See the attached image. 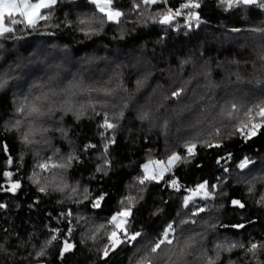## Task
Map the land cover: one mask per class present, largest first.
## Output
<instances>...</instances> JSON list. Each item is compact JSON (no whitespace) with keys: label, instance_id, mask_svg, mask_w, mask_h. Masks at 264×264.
I'll use <instances>...</instances> for the list:
<instances>
[{"label":"trees","instance_id":"obj_1","mask_svg":"<svg viewBox=\"0 0 264 264\" xmlns=\"http://www.w3.org/2000/svg\"><path fill=\"white\" fill-rule=\"evenodd\" d=\"M182 2L183 0H168V5L179 6ZM199 2L201 7L196 11L200 13L202 22L199 27L191 29L184 26L182 18L176 21L178 30L151 21L143 24L122 19L119 26L105 23L99 34L85 37L74 30L75 24L72 28H66L63 24L60 28H46L45 22L41 21L36 31H18L16 35L22 39L5 42L4 48L0 49V72L11 70L22 60L27 66L23 70L16 69L15 73L10 71V74L18 75L0 89V184L7 186L2 173L7 170L6 158L9 154L13 158L11 171L14 177H19L22 181V187L15 194L0 191V203L7 205L6 209H0V238L7 235L11 245L10 252L16 253L15 256L0 255V264H29V261L35 264L32 257L25 259L31 246L20 247L19 241L27 242L31 236L32 242L39 246L53 227H58L61 230L58 235L75 244V248L65 253L61 260L60 241H54L44 258L47 264H104L98 250L106 242L105 229L110 227L106 221L127 205L126 200L123 205L120 203L123 197H136L133 214L129 218V231H142L150 238L160 230L165 219H179L178 213L183 216L188 211L183 207V197L188 194L189 189H195L198 183L205 180L209 185L218 186L214 200L209 202V208L200 217L209 224L216 223V228H207L200 217L197 218L196 225L183 227L205 233L204 244L209 254L216 239L223 240L227 237L243 242H247L249 238L264 239V207L256 203L264 195V185L258 182L250 193L243 183L249 175L264 174V127L249 139L239 135L224 139L220 148L208 149L198 145L197 153L194 158H190L189 163H177L159 182L149 180L141 186L136 179L144 174L142 166L149 158L164 160L173 151L185 155L184 141L192 138L196 132L202 133L198 138L207 139V133L212 127H220V136H227L233 130V122L221 120L216 115L220 107L227 108L233 102L251 106L264 99V72L261 71L262 62L257 57V52L264 49V31L254 30L264 29V10L254 6H234L226 10L217 0ZM69 3L72 5L69 19H74L77 12H92V6L87 0H64L57 6L54 18L58 17L63 21L65 13L69 11ZM116 3L126 12L131 7V0H116ZM164 7L157 4L149 10L155 12ZM44 11L47 10H42ZM93 26L99 27L98 24ZM121 27L124 29L123 37L120 35ZM234 29L239 31H233ZM49 32L54 35H45ZM42 44L46 55L41 54ZM53 49L70 53L75 62L67 66L59 56L52 53ZM36 55L40 56L43 63L37 60L34 64H27V59H35ZM182 61L187 62L181 63ZM77 62L85 63L81 75L75 73L78 71ZM56 65L60 67L57 68ZM203 66L208 70L207 79L202 71ZM95 71L104 72L98 78L94 75ZM237 71L241 76L239 81L235 75ZM33 73L40 75L38 80H33V84L42 83L49 75L58 73L59 77H55L53 83L60 86L66 85L74 76L81 77L85 84L95 87H113L117 83L122 86L111 96L97 92L78 94L74 98L77 101H85L91 95L108 103L104 107L96 105L99 115L94 114L91 109H87L79 120L71 113L64 115L62 123L67 129L66 139L59 133L49 132L51 139L47 144L41 142L25 146L19 139V133L14 129L5 131V125L18 116L15 108L22 98L30 91L33 94L38 91L31 88L32 84L27 86L32 81L29 80ZM148 73L150 75H146ZM138 79H143L139 87L136 83ZM23 82L24 90L18 91L16 86ZM209 84L213 86H207ZM181 87L184 88L181 96L172 98L170 93ZM166 96L168 99H165ZM200 96L204 97L203 101L199 99ZM240 98L245 100L240 102ZM125 103L127 107H123ZM201 104L207 106L206 115L201 117L203 125L192 129L190 121L197 117L196 110ZM185 105H189L190 110L182 112ZM121 108L124 116L119 118L114 130L106 131L100 127L105 111L108 112L110 121L116 123L113 113ZM143 110H148L150 117L142 121L138 118V113ZM172 115L177 120L171 121ZM23 129L24 125L21 130ZM180 131L185 133L178 135ZM101 132L104 133L103 137ZM107 137L115 141L109 144L107 151L111 166L103 164V144ZM5 143L8 145V153L2 150ZM84 145L95 147L84 151ZM70 152L79 155L80 162L74 161L73 166L67 170L68 182L78 184V191L87 188L90 193L88 199H81L79 204L74 203L75 197L68 200L64 194L51 189L47 194L41 193L28 179L37 160L51 156L56 162ZM229 152L232 154L231 159L226 156ZM21 154L22 161L18 159ZM245 156L255 162V168L250 174L247 170L241 171L236 167ZM221 157L224 159L220 160V164L228 167V173H223L221 166L216 163ZM97 165L106 168L107 175L97 172ZM35 170L41 173V177L47 175L50 179L53 175L58 177L64 172L63 169L51 166L47 173L38 168ZM220 176L226 179L218 183L216 178ZM171 178L178 180L179 190L166 183ZM140 187L144 188L143 193L138 192ZM221 192L224 194H220ZM100 193L106 195L100 207L94 209L90 201ZM232 199L240 200L245 207H234ZM195 201L198 204L205 203L200 198ZM192 206L190 201L189 208ZM156 208L160 211L153 215ZM69 209L73 212L71 236H67L66 219L59 215L61 211ZM77 216L86 217L97 224L105 223V229L97 233L95 241L87 240L82 243L84 221L79 226L76 225ZM249 220H255L256 223L249 224ZM236 223H245V228L230 227ZM221 224L225 227H221ZM146 243L147 238H138L132 245H121L114 253H110L108 264H133L144 251L143 245ZM239 256V250L231 253L234 260ZM225 259L226 256L222 257L219 264H224ZM260 259L264 261V254H261ZM189 260L192 261L193 257H189ZM237 264H243V261L237 260Z\"/></svg>","mask_w":264,"mask_h":264},{"label":"snow or ice","instance_id":"obj_2","mask_svg":"<svg viewBox=\"0 0 264 264\" xmlns=\"http://www.w3.org/2000/svg\"><path fill=\"white\" fill-rule=\"evenodd\" d=\"M64 0H0V49L4 48V44L8 40L22 39V37L17 36L16 33L22 32L27 33L30 31H36L40 22L44 21V27L60 28L63 24L66 28H72L75 24V31L82 33L85 37L92 34H99L103 29L105 23H111L119 26L121 20L125 19L129 22L136 21L137 23L147 24L149 21L153 23H158L159 25L167 26L168 28H173V30H178L176 25L177 18H182L184 20V26L188 29L194 26L199 27L202 22L201 15L196 9L201 7L199 0H183L179 6H169L168 0H131V7L127 12L120 6L117 5L116 0H87V3L92 6V12H77L74 19H69L68 17L72 15V5L69 3V11L65 13V18L61 21L58 17L53 16L57 6L63 3ZM218 4L225 6L226 10L234 6H245V7H256L264 10V0H217ZM162 4L165 7L163 9H157L155 12H151L149 9L151 6ZM79 7V6H77ZM42 10H47L42 12ZM100 14V15H97ZM14 17H19L14 18ZM195 22V24L193 23ZM94 24H98L99 27H94ZM19 25L20 27H17ZM259 31H264V29H254ZM233 31H239L234 29ZM45 35H54V33L49 32ZM120 35L123 37L124 29L120 28ZM44 45L40 46L41 54L46 55L44 50ZM31 55V54H30ZM258 59L261 63V71L264 72V49L257 52ZM40 60V56L36 55L35 59H27V64H34ZM187 61H182L181 63H186ZM27 65L22 60L16 63L14 68L11 70H5L0 72V89H3L10 80L16 78L18 73L15 75L10 74L15 73L16 69L23 70ZM57 68L60 65H56ZM202 71L207 79V67L203 66ZM56 75H49L47 80L44 82H37L31 85V88H35L34 94L30 93L25 95L21 100L20 104L15 108L18 116L5 125V131H12L13 129L19 133V139L21 143L25 146L34 143H45L47 144L51 137L48 136L49 132H56L63 138H67V129L64 127L62 121L64 115L71 113L76 120H79L85 115L87 109L99 115L97 112L96 105L100 104L101 107L107 105V101L99 100L93 98L91 95L88 96L85 101H77L74 99L78 94L83 93H101L104 96H111L116 92L118 87H121V83H117L113 87L100 86L95 87L92 85L85 84L83 79H78L75 76L72 80L68 81L66 85L60 86L53 83ZM150 75V73L146 74ZM237 81L241 79L239 72L235 73ZM146 78V77H145ZM137 86H141L143 79L137 80ZM209 87L213 86L211 84L207 85ZM184 92V88H176L170 93L172 98H179L181 93ZM165 99H168L166 96ZM199 99L203 101L204 97L200 96ZM177 103L179 100L177 99ZM123 107H127L125 103ZM206 105H199L197 108V117L193 121V126L201 122L200 118L206 115L205 109ZM190 110L189 105H185L181 111ZM216 115L220 117L221 120H227L232 123V131L225 137H221V128L212 127L211 131L207 133L208 138H198L202 135L200 132L193 134V137L184 141V148L186 149V154L181 155L173 151L167 156L166 162L164 160H157L155 162L149 160L148 163L144 164L142 167L144 169V174L142 176L136 177L139 185H145L146 181H157L162 179L164 173L168 171L174 164L183 162L185 164L190 162V158H194L197 153V146L203 148H220L223 146L224 139L230 138L234 135H239L244 139H249L257 134V130L264 127V99H261L257 103L251 106H242L237 103H230V105L225 107H220ZM116 118V123H113L109 119V114L107 111L103 114V121L100 124L101 128L107 130H114L118 126L119 118L124 116L123 108L120 111L113 113ZM150 112L148 110H143L138 113V118L140 120L149 119ZM258 118V119H257ZM211 123V122H210ZM22 125L24 129L21 130ZM164 126H167V121L164 122ZM100 135L103 137L104 133L101 132ZM39 137V139H37ZM215 137V138H213ZM115 143L114 139L107 137L104 140V159L103 164L111 166V160L107 158V151L109 144ZM89 147H95V145H84L83 150L87 151ZM2 150L8 153V145L5 143ZM227 159H231L232 154L226 153ZM20 161L23 160V155L18 158ZM224 159L221 157L216 161L218 165L221 166L223 173H228V167L220 164V160ZM80 162V156L75 152H70L67 156L60 157L59 161L54 162L52 157L49 156L47 159L37 160L35 168L28 179L37 186V190L41 193L47 194L49 189L54 192H59L64 194L65 198L68 200H73L74 203L79 204L81 199L87 200L90 193L87 188H83L82 191H78V184H70L67 179V170L73 166V162ZM6 163L13 164V158L11 155H7ZM155 163L158 166V171L152 168L151 165ZM252 166L251 168L249 166ZM51 168L63 169L64 172L58 177L53 175L51 179L45 175L41 177V173L37 172L35 169H40L44 173L49 172ZM241 171L247 170L250 174L255 168V162L248 156L243 157L239 163L236 165ZM97 172H102L107 175V169L101 166H96ZM3 177L6 178L5 183L7 186L0 184V191L10 192L15 194L17 190L22 187V181L19 177H14L13 171L4 170L2 173ZM217 182L220 183L224 179L223 176L217 177ZM240 182V181H237ZM264 185V174L261 175H249L248 178L243 180V183L247 185V191L253 192L257 183ZM166 183L177 190H179L178 180L171 178ZM218 184H211L207 180L200 182L196 185L195 189H189L191 193L188 196L183 197V207L188 209V211L180 216L179 219L168 220L165 219L162 222V227L159 231L148 238L147 233L142 231H129V218L133 214V207L136 197L131 195L122 198L120 203L123 205L124 201H127V205L121 207L118 211L112 214L106 221V224L110 227L105 229V223H95L83 216H77L76 225H80L81 221H84L83 228L84 231L82 235V243L87 240L95 241L97 233L101 229L106 231V242L99 249L100 258L104 261V264H108V258L110 253H114L121 245H132L138 240V238H147V243L143 245L144 251L137 256L133 264H219L222 257L226 256L227 259L224 260V264H237V260L243 261V264H264L261 261L260 256L264 254V239L256 240L254 238H249L247 242L240 240L229 239L225 237L223 240L216 239L213 242L211 254L207 246L204 244L206 235L203 231L197 232L194 228H185V225H196L197 218L200 217L201 213H204L206 209L209 208V202L215 198V190ZM211 189V190H210ZM144 188L140 187L138 192L143 193ZM220 194H224L221 192ZM106 193H100L95 196L93 200L90 201L92 208H99L100 203L104 200ZM199 197L205 203L198 204L195 199ZM143 198L142 196L140 197ZM192 201L193 206L189 208V202ZM256 203L264 207V195H261L257 199ZM232 205H238L241 209L245 207L244 203L240 200L232 199ZM221 207L223 205H220ZM7 205L0 203V209H6ZM160 209L156 208L153 211V215L159 212ZM64 217L67 221L68 232L67 236H71L73 232V212L71 209L66 211H61L59 214ZM202 223L206 225L207 228L215 229L216 223L209 224L207 220H203L200 217ZM219 223V221H217ZM249 224H255V220L247 221ZM225 227V225H220ZM233 229H244L245 223H236L230 226ZM7 232V230H4ZM61 230L58 227H53L49 230V235L44 241L39 243L37 246L32 242V237H29L27 242L19 241L20 247L31 246V251L27 253L28 257H32L35 264H47L46 259L48 255V248L52 245L54 241H60V252L59 258L64 259L65 253L70 252L75 248V244L69 242L67 238H62ZM11 245L9 244L8 236L0 238V255L4 256H15V252H10ZM235 250L240 251V256L234 260L231 257V253ZM189 257H193L190 261ZM32 264V261H29Z\"/></svg>","mask_w":264,"mask_h":264},{"label":"rangeland","instance_id":"obj_3","mask_svg":"<svg viewBox=\"0 0 264 264\" xmlns=\"http://www.w3.org/2000/svg\"><path fill=\"white\" fill-rule=\"evenodd\" d=\"M34 2V1H33ZM177 19H181V18H177ZM51 50V49H50ZM52 53L54 54V55H57V56H59V58L62 60V62L63 63H65L67 66H69V65H72V63L73 62H75L73 59H72V56H71V54L70 53H67V54H65V52H63V51H61V50H58V49H53L52 50ZM48 54V53H47ZM61 60H60V62H61ZM85 65V63H80V62H77V68H78V71L76 72L75 71V73L76 74H78V75H81L82 73V71H84V69L82 68L83 66ZM82 69V70H81ZM104 71H95V73H94V75L95 76H97L98 78H100V74L101 73H103ZM107 73V72H106ZM75 74V75H76ZM31 77H32V79H30L29 81H31L30 82V84H28L27 86L29 87L31 84H33V80H38L39 78H40V75H38V74H36V73H33V74H31ZM56 77H59V74L58 75H56ZM76 78H78V79H82L81 77H76ZM54 82H55V80H54ZM23 85H25V82H23V83H21L20 85H18V86H16L19 90L18 91H21V90H24V87H23ZM262 89H264V88H262ZM261 90V89H260ZM246 93H247V91H246ZM75 98V97H74ZM17 99H19V97H17ZM23 99V98H22ZM221 100H224V99H221ZM245 99H242V98H240L239 99V101L240 102H243ZM217 104V103H216ZM196 119V118H195ZM194 119V120H195ZM171 121H175V120H177V118L176 117H174L173 115L171 116V119H170ZM193 120V121H194ZM200 120H201V122L199 123V124H196L195 126H193V121L191 122L190 121V125H191V128L192 129H195L196 127H201L202 125H203V118H200ZM157 125V127H159V124H156ZM197 130V129H196ZM180 134H178V135H181L182 133H185V131H180L179 132ZM182 136V135H181ZM185 136V135H184ZM149 160H151V161H153V162H155V161H157L158 159H155V158H149L148 160H147V162L146 163H148L149 162ZM166 160L167 159H164V161L166 162ZM145 163V164H146ZM177 164V163H176ZM176 164H174L168 171H166L165 173H164V175L167 173V172H169L170 170H172L173 168H174V166L176 165ZM6 166H7V170H9V171H11V169H12V164L11 165H9V164H7L6 163ZM151 167L152 168H155L157 171H158V166L157 165H155V163H153L152 165H151ZM143 171H144V169H143ZM163 175V176H164ZM191 193L190 192H188V194L186 195V196H188V195H190ZM194 199H199V197H196V198H194Z\"/></svg>","mask_w":264,"mask_h":264},{"label":"water","instance_id":"obj_4","mask_svg":"<svg viewBox=\"0 0 264 264\" xmlns=\"http://www.w3.org/2000/svg\"><path fill=\"white\" fill-rule=\"evenodd\" d=\"M234 207H237L238 205H233Z\"/></svg>","mask_w":264,"mask_h":264}]
</instances>
